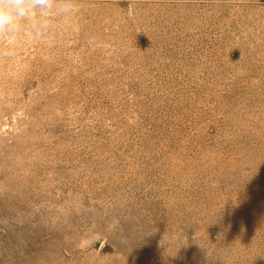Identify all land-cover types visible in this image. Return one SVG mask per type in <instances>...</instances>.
<instances>
[{
	"label": "rangeland",
	"instance_id": "rangeland-1",
	"mask_svg": "<svg viewBox=\"0 0 264 264\" xmlns=\"http://www.w3.org/2000/svg\"><path fill=\"white\" fill-rule=\"evenodd\" d=\"M73 4L0 30V264H264V0Z\"/></svg>",
	"mask_w": 264,
	"mask_h": 264
},
{
	"label": "clouds",
	"instance_id": "clouds-1",
	"mask_svg": "<svg viewBox=\"0 0 264 264\" xmlns=\"http://www.w3.org/2000/svg\"><path fill=\"white\" fill-rule=\"evenodd\" d=\"M65 5L73 4V0H64ZM46 8L49 6V0H0V30L6 26L10 27L17 18H23L28 12L36 7ZM75 8L69 9L67 6L63 9L65 12L75 11Z\"/></svg>",
	"mask_w": 264,
	"mask_h": 264
}]
</instances>
